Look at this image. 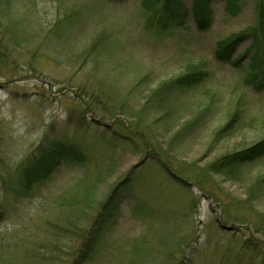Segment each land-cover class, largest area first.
<instances>
[{
    "label": "rangeland",
    "instance_id": "374dc122",
    "mask_svg": "<svg viewBox=\"0 0 264 264\" xmlns=\"http://www.w3.org/2000/svg\"><path fill=\"white\" fill-rule=\"evenodd\" d=\"M176 1L0 3V264H264V0Z\"/></svg>",
    "mask_w": 264,
    "mask_h": 264
},
{
    "label": "trees",
    "instance_id": "16d2710c",
    "mask_svg": "<svg viewBox=\"0 0 264 264\" xmlns=\"http://www.w3.org/2000/svg\"><path fill=\"white\" fill-rule=\"evenodd\" d=\"M3 1L4 0H0V3H2ZM167 1L169 2L167 4V7H170V6L174 7V9L170 10V13H172L173 16H170L169 18L173 20L174 22L180 23L182 15L179 14V8L180 10H182V6H180L179 2H177L176 0H167ZM210 2L211 0H193V5L191 7V13H192V16L195 20L197 27L200 30L205 29L208 25L209 3ZM236 7L237 5L235 4V0H226L225 10H227L228 13L233 14L235 12ZM261 10L262 8L260 9V12H262ZM181 12L183 13V11ZM262 15H264V12H262ZM263 26H264V18L260 19V25L256 29H251L250 33L252 35V38H251V44L248 48V51L253 53V56L251 57L252 61L250 60L251 62L250 65H252L253 69L259 70V72L257 74L255 73L254 76L259 78L257 83H258V87L261 90H264V28ZM240 40H241V36L237 35V36H233L231 39H229L226 42L220 43L219 45L221 46H219L216 49L217 59L227 60L230 54L233 53L232 51L235 45H237ZM176 83H180V81ZM65 150L70 151L69 148H66ZM61 152H62L61 149L53 150V154L54 153L58 154ZM263 155H264V141L260 142L259 145H255L251 148H248L245 151L229 156L227 158L226 166L229 168L231 172H233V169L238 167V165L240 166L248 162L254 161ZM58 160H59L58 158L52 159L53 163H50L46 160V162L42 164V167H44L46 174H49L50 172H52V170L58 164ZM78 260H82V263H84L87 260L85 253H82L79 256Z\"/></svg>",
    "mask_w": 264,
    "mask_h": 264
},
{
    "label": "water",
    "instance_id": "95a60500",
    "mask_svg": "<svg viewBox=\"0 0 264 264\" xmlns=\"http://www.w3.org/2000/svg\"><path fill=\"white\" fill-rule=\"evenodd\" d=\"M221 228H222V229H225V230H226V229H227V230H230V227H229V226H223V225H221Z\"/></svg>",
    "mask_w": 264,
    "mask_h": 264
}]
</instances>
